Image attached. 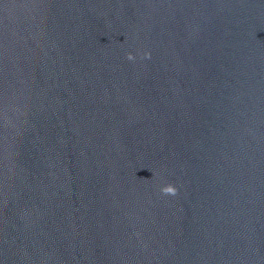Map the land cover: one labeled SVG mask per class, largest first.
<instances>
[{"label": "water", "instance_id": "obj_1", "mask_svg": "<svg viewBox=\"0 0 264 264\" xmlns=\"http://www.w3.org/2000/svg\"><path fill=\"white\" fill-rule=\"evenodd\" d=\"M0 264H264V0H0Z\"/></svg>", "mask_w": 264, "mask_h": 264}, {"label": "clouds", "instance_id": "obj_2", "mask_svg": "<svg viewBox=\"0 0 264 264\" xmlns=\"http://www.w3.org/2000/svg\"><path fill=\"white\" fill-rule=\"evenodd\" d=\"M163 191L174 194L175 189L174 188H171V187H167V188L163 189Z\"/></svg>", "mask_w": 264, "mask_h": 264}]
</instances>
